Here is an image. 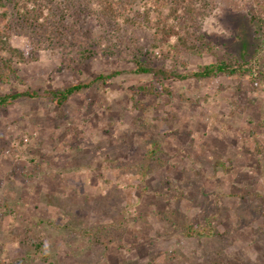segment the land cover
<instances>
[{
	"label": "rangeland",
	"instance_id": "obj_1",
	"mask_svg": "<svg viewBox=\"0 0 264 264\" xmlns=\"http://www.w3.org/2000/svg\"><path fill=\"white\" fill-rule=\"evenodd\" d=\"M146 4L135 0L136 25L119 19V31L90 5V44L78 50L84 22L65 47L14 63L19 80L0 87L38 94L0 108V264H264V36L247 15L256 2L209 0L203 54L176 48L175 36L153 48ZM220 62L247 72L191 76ZM91 82L61 106L49 95ZM208 216L213 236L183 235Z\"/></svg>",
	"mask_w": 264,
	"mask_h": 264
},
{
	"label": "trees",
	"instance_id": "obj_2",
	"mask_svg": "<svg viewBox=\"0 0 264 264\" xmlns=\"http://www.w3.org/2000/svg\"><path fill=\"white\" fill-rule=\"evenodd\" d=\"M146 1H148V4L145 5V11L141 13V20L148 25L149 29L153 30V43L151 44L153 48L158 43L167 44L168 39L175 36L177 40L176 48L193 54H203L211 51L210 46L201 42L203 36L200 32V23L206 18L205 9L208 7L209 0ZM64 2L67 4L57 0H0V87L19 80L13 66L14 63L27 64L37 61L36 54L41 48L65 47L68 45L66 43L69 40L68 34L73 35L78 31L79 33L84 32L85 38L79 43L78 50L79 48L83 49L85 44H90L92 26L87 22V19L85 21V8H89L92 4H96L98 7L97 16L101 20L114 25L117 24L116 31H119V19L122 20L121 25L126 27L134 26L137 23V19L134 18L132 13L135 0H64ZM255 2L256 5L247 10V15L257 36L256 39H262L264 36V7L259 0H255ZM63 5H65V10ZM163 8L168 9V14L163 15ZM152 11L155 12L154 19L150 17ZM170 20L173 23L169 24ZM84 22H87L85 27L82 24ZM99 23L101 21L95 22L94 25L98 27ZM83 27L84 31L82 32ZM99 28L98 42L101 41V30ZM96 32L97 29H95V34ZM13 34L24 38L25 43L22 49L14 48L10 44L9 37ZM95 34L91 37L93 41H95L93 39ZM239 64L220 62L207 65L193 72L191 76L196 79H210L218 74L232 76L246 73L245 66ZM137 66L139 73L155 75L162 80L169 77H180L179 74L166 71L163 68H150L141 64ZM107 78L109 76H99L96 81ZM92 83L73 84L63 90L49 92V95L55 105L61 106L67 102L71 95L88 89ZM159 87L162 90L164 89L160 82ZM37 97V93L28 91L0 95V108H5L20 98L35 99ZM151 151L148 154V160L141 164L144 171H148V166L152 164L154 155L157 154L156 150ZM142 175L145 177V174ZM213 219V216H208L201 225H195L190 221L185 222L182 226L183 235L187 238L213 236L215 233ZM99 233V228L90 229V239L97 237Z\"/></svg>",
	"mask_w": 264,
	"mask_h": 264
}]
</instances>
